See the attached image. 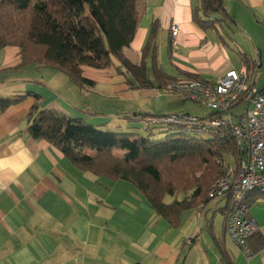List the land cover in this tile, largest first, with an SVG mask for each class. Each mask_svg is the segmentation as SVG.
I'll return each instance as SVG.
<instances>
[{
  "label": "crops",
  "instance_id": "obj_1",
  "mask_svg": "<svg viewBox=\"0 0 264 264\" xmlns=\"http://www.w3.org/2000/svg\"><path fill=\"white\" fill-rule=\"evenodd\" d=\"M225 4L234 22L224 23L221 38L193 21L200 0H139L142 17L123 52L141 63L158 22L156 60L172 80L215 82L246 66L253 77L259 73L254 79L263 88L264 0ZM20 51L13 45L0 49L3 97L35 91L44 98L41 108H59L103 129L142 135L148 134L143 129L150 116L141 114L179 112L164 104L147 105L146 98L159 97L161 89L132 88V75L117 59L105 69L83 66V75L95 85L81 88L54 68L11 69L20 64ZM147 64L151 75L152 56ZM34 103V97H27L5 110L0 107V264H264V200L259 195L250 208L259 227L258 250L248 259L226 234V200L187 209L179 225H171L132 183L81 171L49 142L32 138L27 128ZM234 162L233 156L225 157L227 169ZM191 193L170 196L168 203Z\"/></svg>",
  "mask_w": 264,
  "mask_h": 264
},
{
  "label": "trees",
  "instance_id": "obj_2",
  "mask_svg": "<svg viewBox=\"0 0 264 264\" xmlns=\"http://www.w3.org/2000/svg\"><path fill=\"white\" fill-rule=\"evenodd\" d=\"M138 1L0 0V49L20 47L21 62L13 70L29 65L54 68L81 88L95 85L83 75V66L105 69L117 59L132 75V88L165 89L172 79L156 60L158 22L152 25L141 63H133L123 52L133 41L142 17ZM193 21L204 30H215L221 38L224 23L234 22L225 0H200L193 10ZM151 56L150 75L147 59ZM243 58L248 64L245 55ZM27 97L35 99L28 115L32 138L49 142L81 171L132 183L173 226L179 225L185 210L210 201L211 185L227 172L219 160L225 154L238 156L232 135L198 139L174 125L167 127L170 133L162 138H155L153 131L142 135L103 129L59 108H41L44 98L35 91L0 99V107L5 110ZM189 191L192 194L183 200L165 201L167 195ZM256 197L253 194L251 202ZM258 234L250 239L254 252L258 250L254 244Z\"/></svg>",
  "mask_w": 264,
  "mask_h": 264
},
{
  "label": "built area",
  "instance_id": "obj_3",
  "mask_svg": "<svg viewBox=\"0 0 264 264\" xmlns=\"http://www.w3.org/2000/svg\"><path fill=\"white\" fill-rule=\"evenodd\" d=\"M171 29L176 37L178 25ZM259 65V61L255 62V67ZM258 77L259 73L253 77L244 66L229 70L215 82L171 80L165 91L183 101L199 103L210 112L203 117L181 111L146 119L152 130L174 125L193 138L234 137L238 156L233 167L211 185L208 199L226 200V234L248 259L254 254L250 239L259 231L250 214L251 197L257 194L264 200V87L255 81ZM241 104L246 107L235 115L234 109Z\"/></svg>",
  "mask_w": 264,
  "mask_h": 264
},
{
  "label": "rangeland",
  "instance_id": "obj_4",
  "mask_svg": "<svg viewBox=\"0 0 264 264\" xmlns=\"http://www.w3.org/2000/svg\"><path fill=\"white\" fill-rule=\"evenodd\" d=\"M46 70H51V69L48 67H44V71H46ZM43 73H45V72H43ZM39 75H41V73ZM160 91L158 92L159 97H154V96L148 97V98H146L145 103L147 105H149L150 107L158 106V105L160 106V105L164 104V108L166 107L165 109L173 108L174 109L173 111H179V112L186 111L190 114L197 115L200 117H203V116L207 115V113L210 112L209 109L203 107L199 103H196L193 101H183L182 99L174 97L173 95H171L170 93H168L164 89H161ZM3 98H7V97H3V94H0V99H3ZM243 110H244V106L240 105L239 107L237 106L234 109L233 113L235 114V113L241 112ZM173 111H171V112H173ZM167 127L168 126H166V125H162V127L158 126L157 128L152 130V129L147 128V126H146L147 129L146 128L143 129V132L147 133L149 131H153V134H154L153 136L155 138H162V137H165L167 134L170 133L167 131ZM120 154H122V153H120ZM228 156H233L235 158V156L232 154H225L224 159L222 161L220 159L219 162L221 164L223 162V164H224L225 163V157L227 158ZM225 165L226 164L223 165L224 168H226ZM190 192H193V191H189L188 194H190ZM169 199H170V196L167 195L165 197V201L168 202Z\"/></svg>",
  "mask_w": 264,
  "mask_h": 264
}]
</instances>
